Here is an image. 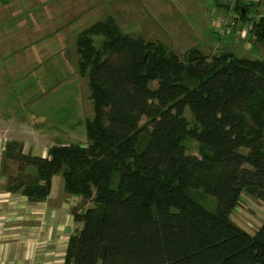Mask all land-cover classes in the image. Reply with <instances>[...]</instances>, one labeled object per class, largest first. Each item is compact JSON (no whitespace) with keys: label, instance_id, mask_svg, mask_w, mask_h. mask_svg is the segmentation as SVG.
<instances>
[{"label":"trees","instance_id":"obj_1","mask_svg":"<svg viewBox=\"0 0 264 264\" xmlns=\"http://www.w3.org/2000/svg\"><path fill=\"white\" fill-rule=\"evenodd\" d=\"M237 7L247 22L249 5ZM248 35L264 49V17ZM76 47L94 106L86 143L52 145L46 157L6 145L17 162L7 192L43 202L59 175L67 194L93 204L74 213L83 226L67 263L264 264V220L249 234L231 218L244 195L264 202V60L196 47L181 59L124 34L112 16L82 30ZM189 139L199 157L186 153ZM198 191L215 198L214 211Z\"/></svg>","mask_w":264,"mask_h":264},{"label":"rangeland","instance_id":"obj_2","mask_svg":"<svg viewBox=\"0 0 264 264\" xmlns=\"http://www.w3.org/2000/svg\"><path fill=\"white\" fill-rule=\"evenodd\" d=\"M86 1L0 0V8L12 9L8 21L0 27V56L19 61L30 57L29 69L23 71H9L8 67L25 66L27 60L0 63V118L44 133L45 147L87 141L85 121L94 117V106L89 70L81 75L79 69L76 37L82 30L112 14L124 34L158 41L181 59L192 47L204 50L206 40L210 49L205 51L219 55L221 50L213 46L219 36L215 30L219 20L232 18L228 15L230 3L234 8L238 4L237 9L245 6L243 0H125L123 9L121 0V5H117L119 0ZM243 25L237 22V28ZM224 37L222 41L230 38ZM103 39L94 36V46L99 48ZM239 40L248 41L254 50L245 49L236 57L264 60V50L253 38L247 35ZM156 84L153 81L150 87ZM145 122L143 118L140 124ZM185 146L187 154L200 156L196 140H186ZM193 196L208 210L216 209L214 197L202 191ZM85 204L93 206L91 202ZM231 218L253 234L264 220V202L244 195Z\"/></svg>","mask_w":264,"mask_h":264},{"label":"crops","instance_id":"obj_3","mask_svg":"<svg viewBox=\"0 0 264 264\" xmlns=\"http://www.w3.org/2000/svg\"><path fill=\"white\" fill-rule=\"evenodd\" d=\"M93 1L95 0H87L86 3ZM121 1L123 6L120 0L117 1V5H121L124 9L125 0ZM230 4L231 10L228 15L237 14L234 6ZM257 11L264 17V1L258 5ZM11 14L12 9L0 8V27L8 21ZM116 23L119 26L117 20ZM222 38L225 37L219 35L214 40L216 44L213 45L221 52H229L237 56L238 53L245 52V49L254 50L248 41L241 42L233 37L222 41ZM201 42L203 43V39ZM207 43L206 40L202 44L205 46L202 51L208 57H211L209 54L217 55L205 51L210 49ZM34 57L35 60L39 59ZM13 59L0 56V63H24V60H27V65H11L8 70L29 69L30 57L21 61L19 58ZM45 141L44 133L34 129H24L21 125L8 121L7 118H0V264H72L70 261L67 263L66 259L69 241L83 226L82 222L75 220L74 213L82 214L88 209L87 204H84L80 197L64 191L63 179L59 175L53 177L51 192L43 202L32 203L21 194L6 191L7 178L15 173L17 168V162L6 156V145L9 142H17L21 144L22 154L46 157L47 150L52 145L45 147ZM27 172L34 173V169L28 168Z\"/></svg>","mask_w":264,"mask_h":264},{"label":"built area","instance_id":"obj_4","mask_svg":"<svg viewBox=\"0 0 264 264\" xmlns=\"http://www.w3.org/2000/svg\"><path fill=\"white\" fill-rule=\"evenodd\" d=\"M245 5H249V10L247 12L248 21L243 23L244 25L241 28H237V22L240 19L239 14H235L232 18H221L219 20L218 26L215 29L216 33L222 36L233 37L237 39H245L248 35L249 29L255 21H258L261 17L257 13L258 5L262 4L264 0H243ZM239 208V207H238Z\"/></svg>","mask_w":264,"mask_h":264}]
</instances>
